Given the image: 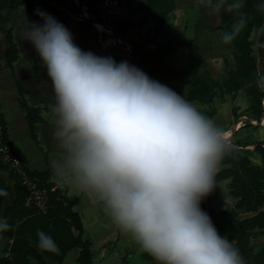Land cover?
I'll use <instances>...</instances> for the list:
<instances>
[{"label":"clouds","instance_id":"obj_1","mask_svg":"<svg viewBox=\"0 0 264 264\" xmlns=\"http://www.w3.org/2000/svg\"><path fill=\"white\" fill-rule=\"evenodd\" d=\"M210 14L236 17L220 33L233 41L247 23L245 0H197ZM257 10L264 13V0ZM23 22L19 35L46 68L55 103L56 180L101 203L120 229L157 264H245L220 235L201 200L215 186L230 140L197 107L127 61L80 49L50 14ZM257 84L264 89V75ZM8 192L0 188V197ZM10 228L0 217V234ZM36 246L58 254L53 238L37 229Z\"/></svg>","mask_w":264,"mask_h":264},{"label":"crops","instance_id":"obj_2","mask_svg":"<svg viewBox=\"0 0 264 264\" xmlns=\"http://www.w3.org/2000/svg\"><path fill=\"white\" fill-rule=\"evenodd\" d=\"M35 13L30 14L25 5L16 7L8 22L0 25V94L5 90H13L15 87L16 96L14 100L17 101V87L18 83L23 89V94H27V100L31 107L39 108V116L44 110L48 113L43 116L40 121L34 124V132L36 140L30 138L44 153V161L41 160L40 166L36 165V159L27 156L17 141V137L13 134L15 121H10L6 114L0 96V113L5 123V138L12 147L14 153L18 156L20 164L23 169L29 171H42L47 167V162L50 164L54 159L43 148V139L46 138L48 132L53 133L54 119L52 108L55 103L54 93L51 87V81L47 76V71L38 54L33 49L30 42L20 37V25L23 22H35L37 24L43 23L37 10L50 14L58 22L62 23L72 34L74 43L84 51H91L98 56H111L116 62L121 60L127 61L131 64L132 49L141 41L143 36L151 38L153 30L148 32V28L152 26L150 21L142 20L144 17V0H80L82 3L89 4L91 21H78L75 19L76 6L71 2L65 0H31ZM219 13L210 14L197 3V0H171V9L167 13V20L162 26L165 37L157 36L148 41L143 47L148 50H154L156 46L162 41L167 40L171 36H182L185 42L190 45L187 47L184 44H178L174 41V50L170 53L161 56L162 60H166V65L175 71L181 70L188 62L190 53H193L201 60L200 71H205L212 77L215 73L211 68L209 60L213 58L218 59V65H222V49L225 47L220 40V33L223 31L216 28ZM126 19L131 20L134 25L128 30H123L113 25L111 21L122 22ZM180 27L175 30L174 27ZM213 27V28H212ZM10 31L12 39L15 43L18 56L11 66L6 61V43L4 41L6 33ZM166 31V33H165ZM110 34V37H104L105 34ZM148 33V34H147ZM162 35V34H161ZM172 38V37H171ZM173 39V38H172ZM228 46H232L228 43ZM119 54L122 56L120 59ZM37 59V64H32L33 59ZM128 59V60H127ZM2 62V63H1ZM163 63V62H162ZM165 63V61H164ZM164 67V66H163ZM167 69V68H166ZM160 70V68H159ZM157 68L149 70L146 74L156 81L168 86L176 92L175 86L179 85L176 79H169L165 73ZM151 73L153 75H151ZM213 74V75H212ZM224 74L222 78L225 76ZM216 79V77H212ZM217 80V79H216ZM187 90L180 92L179 95L186 97ZM240 91V90H239ZM224 93L220 100L214 98L210 104L214 106L215 113L211 120L223 132H227L232 147L241 148L240 139L242 136L248 134L256 137L264 138V125H261L260 120L246 119L241 115L234 116L233 109L238 108V92ZM177 93V92H176ZM235 94V95H234ZM246 95V94H245ZM5 98V97H4ZM13 98V96H12ZM242 98V97H241ZM248 96H245V99ZM27 102V101H26ZM197 109L207 108L209 105L192 102ZM19 106V104H18ZM22 110V108L19 106ZM225 112L229 122V128H222V124L218 123L220 114ZM24 116V111L22 110ZM238 113V110H236ZM246 116V115H245ZM249 116V115H247ZM27 123V120H26ZM248 123L250 126L244 128ZM261 127L255 128V126ZM28 125V123H27ZM29 128V127H28ZM30 133V130H29ZM246 141V140H245ZM246 145L244 147H249ZM248 152V159L250 164L256 167H261L260 154L253 148L245 149ZM39 158V154H37ZM42 156V155H40ZM39 161V159H38ZM38 165V164H37ZM229 165H219L217 173L228 168ZM9 169H0V178L10 186L8 196L4 197L0 207V217H3V210L11 205L14 201V182L9 178ZM216 173V174H217ZM50 181L54 186L61 191L63 197L72 202V209L76 211L83 224L82 238L90 242L91 264H113L117 260H121L120 264H157V262L147 253L139 250V245L128 233L122 231L120 227L112 220L109 213L104 206L93 201L87 194L82 191L75 190L73 198L69 197L72 188L59 183L55 177H51ZM231 179L228 177L217 178L215 175L212 191L209 192L200 203L201 209L206 212L207 208L215 210L235 209L236 197L230 193L229 183ZM85 200L86 216L83 212L75 210L79 202ZM26 206V202H24ZM237 211V210H236ZM243 211V210H242ZM43 212V211H40ZM207 213V212H206ZM85 217V219H84ZM11 240L5 251V256L11 259ZM38 252L42 260L46 264H79L77 256L79 249L77 247L70 248L64 255L61 261H54L46 256L38 247L32 245ZM28 264H35V258L27 257ZM118 263V262H117ZM15 264V263H13Z\"/></svg>","mask_w":264,"mask_h":264},{"label":"trees","instance_id":"obj_3","mask_svg":"<svg viewBox=\"0 0 264 264\" xmlns=\"http://www.w3.org/2000/svg\"><path fill=\"white\" fill-rule=\"evenodd\" d=\"M258 0H245L241 9L246 14L247 23L236 38L231 41L232 61L225 60L227 74L218 81L210 76L208 72L200 71L201 60L193 53H190L187 64L179 71L168 68L167 61L161 56L174 50V40L170 37L159 43L154 50H148L143 46L157 36H161L162 26L167 20V13L171 9V0H144V17L142 20L150 21L152 26L148 32L153 30L151 38L143 36L139 44L132 49L131 65L137 66L142 71L158 69L163 71L167 78L176 79L179 82L189 85L187 95L184 97L189 102H198L209 105L207 108L198 109L208 118H212L215 113L214 106L210 105L214 98L224 93H235L241 90L250 100L249 110L254 115V119L259 121L263 111L264 118V89H261L257 80L260 75H264V13L257 10L255 5ZM24 4L30 14L34 13L31 0H0V25L5 24L11 18L16 7ZM233 13L219 12L216 28L223 31L230 30L235 20ZM120 29L128 30L134 23L126 19L121 23L111 21ZM260 29L258 38V51L260 54V64L258 65L252 54V41L250 34L253 30ZM148 34V33H147ZM6 61L9 66L16 60L18 53L10 31L5 35ZM165 61V63H164ZM163 62V63H162ZM164 66V67H163ZM167 68V69H166ZM151 73V75H153ZM17 100L19 106L24 111L30 135L36 140L34 124L40 121L39 108L30 107L23 94V89L17 83ZM219 97V96H218ZM263 107V108H262ZM0 121L5 123L0 113ZM264 144H256L254 149L260 154L261 167L250 164L248 152L234 149L228 152L222 159V165H229L228 168L216 174L217 178H230V193L236 197L235 209L247 212H254L250 217L239 220L237 211L234 209L215 210L207 208L206 212L220 235L226 236L240 250L241 255L249 258L245 264H264V248L257 253H252L247 248V231L254 227H263L264 221ZM0 169L6 170L0 162ZM24 173L35 178L36 185L46 188L49 196L48 206L44 212L29 209L24 205L26 190L18 181L15 173H9V178L14 182V201L3 210V217L7 218L10 225L8 231L0 234V264H28L27 257L35 258V264H46L40 254L36 252L32 245L37 244V229L48 233L56 242L59 253L42 251L46 256L54 261H61L65 253L73 247L79 249L77 261L79 264H91L90 242L82 238L83 224L76 211L72 209V202L65 199L61 191L52 189L54 177L50 164L42 171H29L23 169ZM0 188L8 192L10 186L0 178ZM4 197H0L1 202ZM11 240V259L5 256L6 248ZM37 247V246H36Z\"/></svg>","mask_w":264,"mask_h":264},{"label":"rangeland","instance_id":"obj_4","mask_svg":"<svg viewBox=\"0 0 264 264\" xmlns=\"http://www.w3.org/2000/svg\"><path fill=\"white\" fill-rule=\"evenodd\" d=\"M34 13H35V10H34ZM174 28H175V30H178L180 27L178 26L177 28L176 27H174ZM163 32L164 31L162 30L161 37L166 38L167 35L166 34L164 35ZM259 32H260V29H255L250 34V38L252 41V45H251L252 54H253L258 65L260 64V54L258 51ZM165 33H166V31H165ZM103 34H105V36H104L105 38L111 36L110 34H106V33H103ZM171 37L173 38V40L176 43L184 44L187 47H190V45L185 42V39L182 36H178V38H176L175 36H171ZM229 44H231V42ZM224 46L225 47L222 49V65L221 66L218 65V59L213 58V60H209V62L211 63L210 66L215 73L214 75L212 74L213 75L212 77H216V79L218 81H221L222 76L224 74H227V69L225 67V60H228L229 62L232 61V46H228V44H224ZM120 56L121 55L119 54V57ZM121 58H122V56L120 57V59ZM32 64L34 66H36V64H37L36 57H35V60L33 59ZM179 83H180L179 85H181V86H179V87H177V85L175 86V88H177L176 89L177 94H180V92H183L189 88L188 84H185L182 82H179ZM6 89L7 88L5 87V90L2 91L0 96H1V102L3 104V108L6 112V114L9 116L10 121L11 122L15 121L14 128H13L12 132L17 137V141L19 142V144L22 148L21 150H23L25 152V154L27 156L31 157L32 159H36V163H35L36 165H34V166H40L39 164H42L41 160L44 161V153L41 151V149L37 145H35V143L30 138L29 128H28V125L26 123V120L24 119V117L22 115L23 114L22 110L19 108L17 101L14 100V96H16L15 87L13 90H6ZM238 94L240 95V98H238V108L233 109L234 116L241 115L243 118H246L248 120L254 119V115L251 114V112L248 108L250 105L249 97L245 99L246 95L241 90L238 92ZM12 96H13V98H12ZM27 96L28 95L24 93V97L27 101V104L31 107L32 105L29 104V102L27 100ZM218 96L220 97L221 95H218ZM218 96L216 97V99L220 100L221 98H219ZM262 101L264 104V98L262 99ZM236 110H238V113H236ZM47 114L48 113H45L44 110H42L40 116L43 117V116H46ZM247 115H249V116H247ZM259 116H261V120H260L261 125H264L263 111ZM218 123L223 125L222 128H226V127L229 128L230 127L225 112L220 114V117L218 119ZM261 125L258 123V125L255 126V128L261 127ZM248 126H250V124L246 123L243 127L246 128ZM53 129H54V127H53ZM224 135L227 138H229V136H228L229 134L227 132H224ZM252 135L248 134L246 136H242L243 138L240 139L241 141H243V143H241V146H242L241 148H236V147L235 148L232 147V148L239 149L242 151H247L245 149H251V148L255 147L256 144H260V143L264 144V138H262L261 136L254 137ZM42 144L44 146L43 148L45 149L46 152H48L49 156L51 155L53 158H56L59 155L58 150L56 148L55 140H54L51 132H48L46 134V138L43 139ZM248 144L251 146H249L247 148L244 147ZM37 154H39V158L36 157V156H38ZM40 155H42V156H40ZM38 159H39V161H38ZM0 162L4 167H6V169H9L8 170L9 173H11V172L15 173L18 176L17 177L18 181L20 182V184L22 186H24V188L26 190V198H25V202H26V199L29 196V190L25 184H22L21 175H19L9 165L4 164L2 161H0ZM25 176H27V175L25 174ZM27 178H30V177L27 176ZM262 181H263L262 192L264 195V178ZM36 186L40 190V195H41L40 205H45V210H46V208L48 206V201H49V196H48L49 194H48L46 188L39 187L38 185H36ZM75 194H76L75 189L72 188V192L69 194V197L73 198V196H76ZM39 200L40 199H35L32 196V198L30 200H28L29 204H26V207H28L29 209H35V210L40 211V209H38V205L36 203V201H39ZM74 209L78 210L80 212H83L84 216H86L85 200L83 202H79L77 204V206L74 207ZM263 210H264V208H263ZM253 214H254V212L237 210V218L239 220L250 217ZM84 219H85V217H84ZM262 221H264V218L262 219ZM247 233H248L247 248H249V250L252 253H257L259 250L264 248V226L263 227H254L253 229L248 230ZM245 260L247 262H249V258L246 257ZM120 261L121 260L119 259L116 262H113V264H120L121 263ZM136 264H139V263L137 262Z\"/></svg>","mask_w":264,"mask_h":264},{"label":"built area","instance_id":"obj_5","mask_svg":"<svg viewBox=\"0 0 264 264\" xmlns=\"http://www.w3.org/2000/svg\"><path fill=\"white\" fill-rule=\"evenodd\" d=\"M65 1L71 2L76 6V10H77L75 16L76 20L83 22L91 21L89 4L82 3L80 0H65ZM0 161H2L4 164L9 165L19 175H21L22 184H25L29 190V196L26 199V204H29L28 200H30L32 196L35 199H40L39 201H36V203L38 205V209L44 212L45 205H40L41 195H40V190L37 188L35 183L36 179L27 178V176H25L24 170L20 164L18 156L14 153L12 147L9 145L8 141L4 136V126L2 125L1 121H0Z\"/></svg>","mask_w":264,"mask_h":264}]
</instances>
